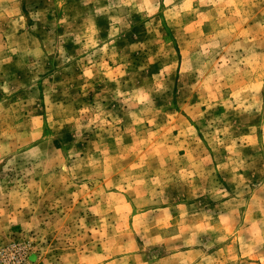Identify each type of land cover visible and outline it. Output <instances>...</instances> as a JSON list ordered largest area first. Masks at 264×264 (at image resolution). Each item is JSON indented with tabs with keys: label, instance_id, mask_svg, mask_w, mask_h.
Listing matches in <instances>:
<instances>
[{
	"label": "clouds",
	"instance_id": "9594fccd",
	"mask_svg": "<svg viewBox=\"0 0 264 264\" xmlns=\"http://www.w3.org/2000/svg\"><path fill=\"white\" fill-rule=\"evenodd\" d=\"M59 3L62 6L63 0ZM81 3L85 9L89 5L94 7L87 13V34L75 35L74 39L76 44L87 41L79 50V54H83L79 61L83 70L78 79L93 80L100 74L99 69L107 68L108 62L119 63L114 45L122 30L131 28L133 14L141 16L146 31L152 36L145 43L129 46L130 51L144 52L147 57L136 72H128L130 63L124 56L120 58L123 62L119 63L115 76L106 73L108 80L116 85L111 92L112 99L121 105L131 102L135 107L134 112L125 108L122 111L140 126L141 135L155 134L146 125L158 127L156 116L163 108L155 109V96L164 97L166 106L172 107V97L166 94L171 91L169 77L176 71L178 61L172 43L163 39L165 23L183 37L180 44L188 49L180 68L183 86L191 91L207 89L209 84L214 88V91L208 89L206 96L201 91L205 111H199L201 105H197L195 115L189 112L193 123L184 122L181 137H168L160 151L149 149L138 156V163L132 165L138 171L128 176L133 190L129 191L127 184L121 181L122 191L128 192L138 207L153 202L168 206L154 213L153 222L147 228L135 233L142 241V248L165 246L159 250L169 254L168 264H172L171 252L177 243L180 247L199 245L205 251L223 245L222 251L226 250L227 255L218 253L215 261L204 252L192 251L185 256L189 264L191 261L195 264H257V261L264 264V96H261L264 88V0H228L223 4L220 0H81ZM224 9L228 10L227 16ZM39 15L30 13V18L38 19ZM100 16H106L110 22L106 39L95 24V18ZM197 18L194 35L193 22ZM23 19L20 17L21 21ZM204 20L209 21L211 31L208 33L199 32L198 25ZM67 22V16L58 21L60 24ZM32 42L35 50L21 49L18 37L13 38L8 50L13 55L24 51L39 61V42ZM153 48L158 50L153 51ZM59 53L65 64L75 59L66 55L63 48ZM10 61L11 57L6 62ZM157 61L161 63L159 73L152 77L151 83L145 78L144 83L138 85L136 78ZM124 77L128 78L121 79ZM189 77L196 83L189 84ZM242 78L249 83L236 91ZM39 79L40 72L32 78L31 88H36ZM85 87L91 89L87 83ZM221 89L231 90L228 100L220 101L226 111L202 123L208 109L216 107ZM15 91L7 81H0V236L19 229L31 253L26 264H81L86 248L94 253L98 245L105 242L99 221L86 222L90 213L93 217L106 213L98 212L101 204L95 199L89 201L87 195L92 191L98 193L100 182L106 178L104 155L112 147L106 140L114 139L115 151L121 150L122 137L127 132L120 128L124 121L105 111L103 93L97 94L95 106L77 110L73 107L74 101L53 104L51 95L55 86H52L44 95L48 107L46 129H34V114L40 111L39 94L30 95L27 101L12 103L10 98ZM240 92L245 95L241 97ZM228 110H234L245 122L259 116V125L250 130L251 137L237 136L233 132ZM66 126L71 142L58 147L54 141L60 138ZM91 136L96 139H90ZM82 143L87 144L86 150L77 147ZM168 143L173 145L171 150L167 148ZM250 144L259 153L257 157L244 154L243 150ZM101 148L105 151L101 152ZM180 149L184 150V156L177 154ZM222 150L227 155H223ZM153 157L159 158L156 167L151 162ZM167 160L172 161L170 166ZM249 172L252 176L247 175ZM217 174L224 176V183L216 179ZM257 174L260 180L258 186L253 187L252 177ZM136 183L142 185V196L135 194ZM170 185L175 194L166 191ZM205 196L211 197L215 208L200 203V197ZM81 197L85 198L83 203ZM189 200L197 201L191 210L186 209ZM173 207L180 215L169 224L168 209ZM206 207L202 226L184 227L189 212L199 218ZM159 217L166 219H157ZM209 221L214 226L212 229L208 228ZM201 234L207 236L203 244L199 239ZM135 235L128 237L122 249L124 252L135 249L132 256L141 251V246L135 243ZM104 255L110 257L114 253L106 249ZM132 256L125 255L115 261L109 258L106 264H129Z\"/></svg>",
	"mask_w": 264,
	"mask_h": 264
},
{
	"label": "rangeland",
	"instance_id": "374dc122",
	"mask_svg": "<svg viewBox=\"0 0 264 264\" xmlns=\"http://www.w3.org/2000/svg\"><path fill=\"white\" fill-rule=\"evenodd\" d=\"M227 2L228 0H220L222 4ZM93 7V5H89L85 9L81 0H63L62 6H60L59 0H0V62H2L0 63V81H7L11 89L17 90L10 98L12 103L20 100L27 101L30 95L39 94L40 111L34 114V129H46L48 107L44 103V95L52 86H55V92L51 95L53 104H68L74 101L73 107L79 110L83 106H95L97 94L103 93V96L106 97V99L102 100L105 111L112 112L115 116L123 119L124 122L120 125V128L122 130L127 129V132L122 137V148L117 153L115 151V140L111 138L106 140V143L112 146L107 149L104 155L106 178H103L100 182L98 193L92 191L87 195L89 201L95 199L96 202L101 204L100 209L97 210L98 212L106 213L104 216L98 215L96 217H93L90 213L89 220L86 222L92 224L94 219L99 221L103 229L101 233L102 239L105 242L98 245V250L94 253L89 252L86 248L81 256V264H106V259L109 258L115 261L123 258L125 255L132 256V253L136 251L135 249L129 252L122 251L128 243V237L147 228L153 222L155 212L168 208L167 205L154 202L142 204V206L138 207L133 202V197H130L128 192L122 191L124 185L121 184V181L127 184L129 191H132L133 184L129 182L128 176L129 173L138 171L132 167L133 164L138 163V156L144 155L149 149L160 151L161 145L168 137H181V129L184 127V122L193 123L189 112L195 115L197 105H201L199 111H205L206 105L201 103V91L206 96L208 89H213L214 91V88L212 84H209L207 89L191 91L189 88L183 86L180 82V68L183 65L188 49L183 48L180 44V40L183 37L178 36L165 23L163 39L172 43V47L175 49V59L178 61L176 71L169 77L172 81L171 91L166 94V96L172 97V107L169 108L166 106L164 97L155 96V109L163 108V112L156 116L155 124L158 127L146 125V127L152 128L155 134H149L147 137L141 135L139 132L140 126L135 125L130 116L125 117L122 111V108H125L134 112L135 107L131 102L126 105H121L119 101L112 99L111 92L115 89L116 85L114 82L108 80L106 73H111L115 76L119 63L123 62L120 58L124 56L127 57L130 63L128 72H136L146 62L147 57L144 52L130 51L129 46L135 43H145L152 39V36L146 31L145 22L141 19V16L133 14L131 17V28L122 30L114 45V54L119 63L108 62L107 68L99 69L100 74L93 80L89 81L86 78L78 79V77L82 76L83 70L79 63L83 59V54H79V50L87 41L82 40L81 44H76L74 43V39L75 35L81 33L87 34V13ZM223 11L225 16L229 14L227 9ZM30 13H39V18L31 19ZM157 15L159 16L161 13ZM65 16H67L68 22L64 24L58 23ZM20 17L24 19L21 21ZM198 19L193 22L194 26L192 31L194 35L197 31L196 25ZM20 23L23 24V27L19 26ZM109 23L106 16L95 18L96 26L102 30L100 35L105 39L107 38ZM198 27L199 32L208 33L211 31L208 20H204ZM25 31H27L26 37L24 36ZM17 37L21 49L26 47L35 50L36 45L32 41L39 42V50L41 53L39 61L36 60L35 56L27 55L24 51L13 55L8 50V44L12 42L13 38ZM20 37L24 39H19ZM61 37L64 39L61 40ZM24 40H27L26 44ZM60 48L64 49L66 55L74 56L75 59L66 64L63 63V58L59 53ZM152 50L157 51L158 48H153ZM9 57H11V61L6 62ZM96 59L99 61V57ZM84 65H87V60H84ZM160 67L161 63L157 61V63L150 65L146 72L140 73L136 78L138 85H142L145 78L151 83L152 77L159 73ZM38 72H40V79L37 81L36 88H31L32 78ZM127 78L124 77L121 79ZM45 81H47V84H45ZM86 83L91 85V89L85 87ZM188 83L194 84L196 81L194 78L189 77ZM220 83L223 82L221 81ZM248 83L249 81L246 78H242L238 81L235 90L240 91V89L246 88ZM105 88L108 91H104ZM130 88L131 86H129V90ZM66 90L67 95H64ZM85 91L88 93L87 95H83ZM122 91H125V89H122ZM230 92L231 90L226 91L221 89L220 95L215 101L216 107L208 109L207 115L202 123L224 114L226 109L220 101L228 100ZM240 94L241 97L245 95L244 92H240ZM261 96H264V88H262ZM181 104H183V107H181ZM228 111L230 113L228 120L233 124V132L237 136L251 137L250 130L253 126L259 125V116L245 122L234 110ZM244 115L247 116L248 114L245 113ZM90 139L95 140L96 137L91 136ZM70 142L71 136L68 132V126H66L61 131L60 138L54 141V143L59 147L61 144H69ZM77 147L86 150L87 144L82 143L77 145ZM167 148L171 150L173 145L168 143ZM104 151L101 148V152ZM243 151L246 156L257 157L259 155V153L253 150L251 144ZM222 153L223 155H227L225 150H222ZM177 154L184 156L185 152L183 149H180ZM168 155H171L170 151ZM158 159V157H153L151 161L153 167L157 166ZM171 163V160H167L169 166ZM224 175H227V173ZM247 175L252 176V173L249 172ZM216 179L220 183H224L223 175L217 174ZM259 180V174L252 177V186H258ZM141 188L142 185L139 183L135 184V194L137 196H142ZM166 191H172L175 194V190L171 185ZM84 199V197H81L80 202L83 203ZM200 203L206 204L207 207L215 208V202L209 196L200 197ZM196 204L197 201L189 200L186 204V209L191 210L195 208ZM207 207L199 218L189 212V215L184 219V227L191 228L194 224L202 226L204 214L207 213ZM168 211L171 216V219H168V223L171 224L180 213L175 207L168 209ZM157 219H166V217H159ZM213 227V224L209 221L208 228L212 229ZM92 231L95 233L96 229L93 228ZM199 239L201 244H203L206 242L207 236L201 234ZM135 243L141 246V251L135 256H132L129 264H168L169 254L166 251L159 250L165 246L150 245L147 249H143L139 235H135ZM223 248V245H218L205 251L199 245L180 247L179 243H177L176 249L171 252V257L173 258L172 264H189L185 254L192 251L204 252L207 257L215 261L218 253L227 255L226 250L222 251ZM106 249L114 253V255L105 257L104 253ZM30 259V250L25 246V242L19 235V229L13 230L10 235L0 236V264H26ZM191 264H195V261H191ZM257 264H259V261H257Z\"/></svg>",
	"mask_w": 264,
	"mask_h": 264
}]
</instances>
